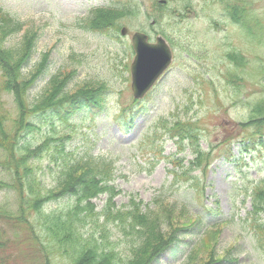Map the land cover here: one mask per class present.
<instances>
[{
	"label": "rangeland",
	"instance_id": "rangeland-1",
	"mask_svg": "<svg viewBox=\"0 0 264 264\" xmlns=\"http://www.w3.org/2000/svg\"><path fill=\"white\" fill-rule=\"evenodd\" d=\"M241 1L249 8L243 13L261 21L260 34L257 29L249 32L230 17L238 11L239 0H0V7L26 25L34 24L38 32L30 63L25 66L28 71L41 63L30 97L61 71L64 78L69 75L70 92L89 82L87 79L94 81L93 88L97 81L106 84L109 91L101 103L74 116L76 127L64 122L74 129V137L66 139L62 148L64 154L72 150L78 157L89 151L114 163L113 178L107 183L111 191L91 200L96 210L111 197L118 207L132 201L141 204L144 211L149 209L145 237L149 243L142 253L131 252L133 264H145L155 246L179 226L189 227L196 222L199 212L206 222L225 223L211 227L201 237L200 231L193 234L192 227L152 264H264V252L254 245L246 224L251 197L243 192L248 181L264 176V144L256 147L248 139L255 127L251 124L253 111L260 114L264 108V0ZM118 3L128 6L115 24L102 31L79 28L91 7ZM122 26L130 30L126 36L120 33ZM136 31L148 34L151 41L165 37L173 48L174 60L152 91L134 103L130 64L134 58L132 34ZM23 32L8 37L5 45L19 42ZM230 53L244 56L241 66L231 62ZM125 55L127 59L123 60ZM1 100L9 115L6 129L13 135L19 131L13 127L19 117L14 96L3 94ZM129 105L135 113L125 111ZM160 115L171 123L179 117L188 118L197 125L201 148L209 152L213 147V162L207 174L201 168L191 172L201 175L202 181L206 176L202 202L208 208L199 204L192 189L178 190L177 186L167 189L179 200L190 202L191 212L184 211L176 198L159 201L162 196L158 190L168 187L173 178L171 170L180 168L174 162L179 159L190 166L194 158L189 142L184 151H179V144L170 135L160 138L155 137L154 129L148 132L151 122ZM47 118L41 117L38 130L25 133L20 144L33 149L45 137L65 132L53 130L58 118ZM243 138L246 145L241 143ZM37 159L32 168L41 184L38 200L44 202L45 210L72 206L71 198L54 190L57 165L48 160V154ZM152 161L157 164L150 170ZM11 177L0 168V180L10 182ZM19 191L0 189V264H81L61 253L48 258L46 252L38 250L36 237L42 240L48 235L38 211L26 207L20 210ZM81 228L93 231L87 224ZM110 234L120 254L130 253L127 238L120 230L112 227Z\"/></svg>",
	"mask_w": 264,
	"mask_h": 264
},
{
	"label": "trees",
	"instance_id": "trees-1",
	"mask_svg": "<svg viewBox=\"0 0 264 264\" xmlns=\"http://www.w3.org/2000/svg\"><path fill=\"white\" fill-rule=\"evenodd\" d=\"M235 1L238 2V0ZM240 2L242 1L239 0L237 9L239 12L235 11L232 15L229 12L230 16L249 32L252 33L257 29L260 34L261 21L255 16L251 20L249 13H243L244 8L246 10L249 8ZM227 10H229V4ZM120 14L122 13L116 11V8H96L84 23L86 25L84 27L88 30L110 27L121 17ZM248 23H251L252 27ZM35 27L34 24L26 25L8 11L0 8V168L12 176L11 183L0 180V189L20 190V198L22 197L20 210L22 211L26 207L32 212L38 211L37 216L42 219L45 227L44 233H47L48 236L43 238V241L40 238L37 240L36 237V244L38 250L46 252L48 258L50 254L56 253L58 255L61 253L70 260L81 264H133V255L142 253V249L149 243L145 240L149 225L147 220L149 209L144 211L141 204L132 201L118 207L111 197L107 199L99 211L96 210V204L91 200L101 193L111 191V187L107 183L113 178L114 165L112 160L92 155L89 151L76 157L72 150H68L64 154L62 148L67 142L66 139L74 137V129L68 127L70 125L63 123V121H69L80 109H87L95 104H100L101 99L106 96L108 91L106 84L96 80L98 85L93 88L94 81L87 79L89 82L79 85L77 89L75 88L74 91L70 92L71 89L67 83L69 75L64 78L61 71L50 77L43 90L30 97L41 64L35 66V69L25 70V66L30 63L38 35ZM22 32V38L19 42L11 46L5 45L8 37ZM231 55L233 53H230ZM232 58L231 62L236 63L238 67L241 66L243 60L241 58L244 56L236 53ZM3 94H12L17 105L19 117L15 119L13 127L16 126L20 132L16 131L13 135L6 129V121L9 115L2 104ZM47 116L58 118L61 121L54 125L53 130L63 129L64 134L45 137L41 144L33 149L21 145L22 136L30 131H37L40 127V118L48 119ZM253 117L251 124L255 127L253 132L249 133L248 139L253 140L256 145L264 144V108L260 114L254 110ZM159 118V125L166 126L167 133L172 137L178 136L180 150L185 148V140L187 139L194 149V158L190 160V166L184 165L179 159L174 162V165L180 168L171 170L174 172L173 184L178 183L179 189H181L183 182L193 180L196 186L194 188L195 197L201 201L203 187L199 180L200 176L192 175L191 172L196 168H201L206 174L214 157L213 150L206 152L201 148L196 124L194 125L190 121L183 123L178 119L176 122L167 125L164 117ZM241 125L246 126V124ZM45 154H48V160L51 163L57 165L53 177L56 184L54 190H58L65 195L64 197L73 200L72 206L68 208L60 207L48 212L44 208V202L38 200L42 196V191H39L41 184L38 182L36 166L34 172L32 163L36 165L37 157ZM59 156L62 157L61 161ZM197 184L199 185L197 186ZM243 192L252 198V209L246 215V224L252 233L254 245L264 252V177L243 187ZM112 194L113 192L109 196ZM160 194L162 197L159 201L170 199L164 191H161ZM33 197H36L37 200ZM189 203L186 200L182 201L184 211H192V205ZM197 215L198 220L190 225L191 227L179 226L166 240L155 246L144 263L152 264L171 244L179 241L180 237L189 234L192 227H195L193 234L200 231L201 237V234L203 235L211 227L225 223V221L220 220L215 224L205 225L203 213L199 212ZM85 224L90 225L93 231L85 232L81 228ZM112 227L117 228L122 235L126 236V246L128 249L130 248V253L120 254L117 251V246L111 240L110 230ZM191 253L187 259L191 257Z\"/></svg>",
	"mask_w": 264,
	"mask_h": 264
},
{
	"label": "water",
	"instance_id": "water-1",
	"mask_svg": "<svg viewBox=\"0 0 264 264\" xmlns=\"http://www.w3.org/2000/svg\"><path fill=\"white\" fill-rule=\"evenodd\" d=\"M134 47L137 55L132 64L133 89L135 96L143 97L170 65L172 51L163 37L151 43L142 33L135 34Z\"/></svg>",
	"mask_w": 264,
	"mask_h": 264
}]
</instances>
